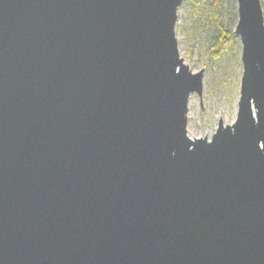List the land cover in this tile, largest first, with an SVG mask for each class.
Listing matches in <instances>:
<instances>
[{"label": "water", "instance_id": "1", "mask_svg": "<svg viewBox=\"0 0 264 264\" xmlns=\"http://www.w3.org/2000/svg\"><path fill=\"white\" fill-rule=\"evenodd\" d=\"M183 0H0V264H264V16L236 0L235 122L203 94Z\"/></svg>", "mask_w": 264, "mask_h": 264}, {"label": "rangeland", "instance_id": "2", "mask_svg": "<svg viewBox=\"0 0 264 264\" xmlns=\"http://www.w3.org/2000/svg\"><path fill=\"white\" fill-rule=\"evenodd\" d=\"M223 1V27L234 33L237 4L234 13L232 1ZM211 2L212 0H183L177 11L174 29L179 55L184 63L193 73L204 69L202 97L200 99L193 94L188 103L187 135L191 139L207 137L210 140L220 118L225 125H230L235 122L237 114L242 76L241 44L235 36L232 44L216 62L209 59L216 30L205 27L204 11ZM199 4L203 6L201 13L196 10Z\"/></svg>", "mask_w": 264, "mask_h": 264}, {"label": "trees", "instance_id": "3", "mask_svg": "<svg viewBox=\"0 0 264 264\" xmlns=\"http://www.w3.org/2000/svg\"><path fill=\"white\" fill-rule=\"evenodd\" d=\"M233 3V12H236V0H231ZM264 16V0H260ZM196 3V1H192ZM203 9L202 4H199L196 8L198 13H201ZM204 25L206 28H214L216 35L213 38L211 44V52L209 59L216 62L220 55L227 49L235 39V35L232 31L226 30L223 27V21L225 16L224 1L212 0L211 4L204 11Z\"/></svg>", "mask_w": 264, "mask_h": 264}]
</instances>
